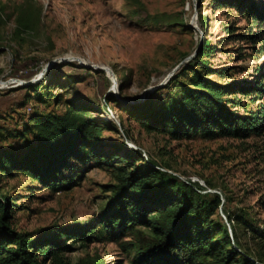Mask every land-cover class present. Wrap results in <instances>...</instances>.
<instances>
[{
	"label": "rangeland",
	"instance_id": "obj_1",
	"mask_svg": "<svg viewBox=\"0 0 264 264\" xmlns=\"http://www.w3.org/2000/svg\"><path fill=\"white\" fill-rule=\"evenodd\" d=\"M225 1L219 8L217 0H0V148L22 149L17 133L29 112H62L68 101L83 100L96 107L92 117L111 123L105 132L110 143L127 142L201 195L219 200L214 219L229 228L240 252L264 264V121L262 131L251 136L176 140L146 131L120 109L144 103L167 87L209 42L215 47L208 58L209 78L236 86L228 97L241 100L240 115L262 110L263 100L236 92L264 74L261 42L246 39L264 29V22L259 28L235 1ZM245 1L264 15V0ZM77 58L112 72L99 74ZM42 83L40 97L26 90ZM169 91H160L154 100L160 102ZM80 169L78 184L60 192L22 174L2 177L0 195L19 199L14 228L43 235L60 228L70 234L98 228L117 184L115 173L96 161ZM136 229L144 233L130 231L116 242L63 237L61 243L71 247L63 256L72 264H136L134 244L149 232Z\"/></svg>",
	"mask_w": 264,
	"mask_h": 264
},
{
	"label": "trees",
	"instance_id": "obj_2",
	"mask_svg": "<svg viewBox=\"0 0 264 264\" xmlns=\"http://www.w3.org/2000/svg\"><path fill=\"white\" fill-rule=\"evenodd\" d=\"M233 1L260 28L264 15L259 9L245 0ZM217 2L219 8L226 4L225 0ZM20 26H26L22 17ZM249 36L246 39L253 44L261 42L264 52V29L251 31ZM214 52L215 47L207 42L199 48L198 58L175 75L167 87L144 103L120 109L146 131L167 134L176 140L197 135L213 138L259 134L263 129L264 103L261 111H248L246 115L236 111L242 106L241 100L228 97L236 86L209 78L208 58ZM258 79L252 87L239 86L236 93L264 102V74ZM44 85H29L26 90L37 93ZM51 88L46 89L51 92ZM170 89L166 98L154 100L160 91ZM53 97L60 105V93ZM107 97L119 105L114 96ZM96 110L83 100L73 99L62 112H29L27 122L17 133L24 141L22 149L0 148V180L22 174L60 192L78 184L83 173L80 164L96 161L111 167L117 184L111 188L112 196L97 221L98 228L75 234L65 228L57 229L54 235L20 232L12 223L20 208L19 199L0 195V264H72L63 256L71 251L70 246L61 243L63 237H105L116 242L130 231L143 234L137 227L149 232L134 244L136 264H260L240 252L229 228L214 219L219 200L201 195L191 184L146 160L139 149L127 142L110 143L105 132L111 123L92 117Z\"/></svg>",
	"mask_w": 264,
	"mask_h": 264
},
{
	"label": "water",
	"instance_id": "obj_3",
	"mask_svg": "<svg viewBox=\"0 0 264 264\" xmlns=\"http://www.w3.org/2000/svg\"><path fill=\"white\" fill-rule=\"evenodd\" d=\"M80 62H81V61H80ZM81 64H83V65L86 66V67L95 68V70H98V71H108L109 73L112 72L110 69H107V68H105V67H99V66L88 65V64H85V63H82V62H81ZM171 76H172V75H170V77H171Z\"/></svg>",
	"mask_w": 264,
	"mask_h": 264
},
{
	"label": "bare ground",
	"instance_id": "obj_4",
	"mask_svg": "<svg viewBox=\"0 0 264 264\" xmlns=\"http://www.w3.org/2000/svg\"><path fill=\"white\" fill-rule=\"evenodd\" d=\"M78 60H80L82 63H85V64H89V63H87V62H84L81 58H77ZM103 67H105V66H103ZM107 68V67H106ZM107 69H110V68H107ZM1 83H3V82H1ZM0 83V84H1Z\"/></svg>",
	"mask_w": 264,
	"mask_h": 264
}]
</instances>
